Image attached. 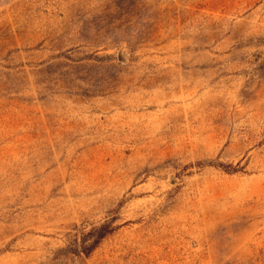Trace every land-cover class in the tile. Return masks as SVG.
Segmentation results:
<instances>
[{
	"label": "rangeland",
	"instance_id": "obj_1",
	"mask_svg": "<svg viewBox=\"0 0 264 264\" xmlns=\"http://www.w3.org/2000/svg\"><path fill=\"white\" fill-rule=\"evenodd\" d=\"M0 264H264V0H0Z\"/></svg>",
	"mask_w": 264,
	"mask_h": 264
},
{
	"label": "trees",
	"instance_id": "obj_2",
	"mask_svg": "<svg viewBox=\"0 0 264 264\" xmlns=\"http://www.w3.org/2000/svg\"><path fill=\"white\" fill-rule=\"evenodd\" d=\"M108 230H107V228L106 229H104L103 231H102V233H104V232H107ZM100 235H102V234H100Z\"/></svg>",
	"mask_w": 264,
	"mask_h": 264
}]
</instances>
